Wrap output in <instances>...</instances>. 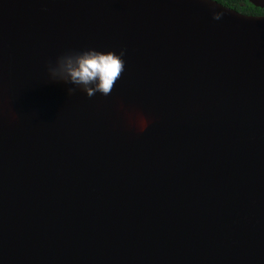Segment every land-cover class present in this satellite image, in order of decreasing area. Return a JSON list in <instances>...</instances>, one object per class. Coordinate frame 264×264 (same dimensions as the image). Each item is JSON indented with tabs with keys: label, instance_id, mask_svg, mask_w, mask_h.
Wrapping results in <instances>:
<instances>
[{
	"label": "water",
	"instance_id": "obj_1",
	"mask_svg": "<svg viewBox=\"0 0 264 264\" xmlns=\"http://www.w3.org/2000/svg\"><path fill=\"white\" fill-rule=\"evenodd\" d=\"M211 2L0 0L27 133L0 140V264H264V17ZM88 48L125 50L127 93L218 102L112 152L63 125L48 76Z\"/></svg>",
	"mask_w": 264,
	"mask_h": 264
},
{
	"label": "bare ground",
	"instance_id": "obj_2",
	"mask_svg": "<svg viewBox=\"0 0 264 264\" xmlns=\"http://www.w3.org/2000/svg\"><path fill=\"white\" fill-rule=\"evenodd\" d=\"M8 69L9 60L0 44V140L7 139L12 142L14 138L25 139L27 133L15 112L10 96ZM68 86L73 87L67 84L54 91L56 103L61 109L63 125L76 128L79 123L80 128L91 133L94 139L112 152H125L138 138L141 132L135 124L137 114L143 115L149 121L148 127L137 140L139 142L155 125L191 114L198 115L218 102L214 96L202 92L164 93L150 100L127 93L119 85H114L107 96L95 93L88 97L76 90L75 96L68 98L65 92Z\"/></svg>",
	"mask_w": 264,
	"mask_h": 264
},
{
	"label": "clouds",
	"instance_id": "obj_3",
	"mask_svg": "<svg viewBox=\"0 0 264 264\" xmlns=\"http://www.w3.org/2000/svg\"><path fill=\"white\" fill-rule=\"evenodd\" d=\"M206 3L213 5L211 0ZM214 19H217L215 15ZM125 50L102 51L88 48L82 51H68L59 55L54 64L48 66L49 80L70 84L68 95L76 90L92 97L95 93L109 95L114 83L124 71ZM149 121L141 114H137L135 124L138 131L143 132Z\"/></svg>",
	"mask_w": 264,
	"mask_h": 264
},
{
	"label": "trees",
	"instance_id": "obj_4",
	"mask_svg": "<svg viewBox=\"0 0 264 264\" xmlns=\"http://www.w3.org/2000/svg\"><path fill=\"white\" fill-rule=\"evenodd\" d=\"M214 1L247 16L264 17V9L254 5L251 0H214Z\"/></svg>",
	"mask_w": 264,
	"mask_h": 264
}]
</instances>
